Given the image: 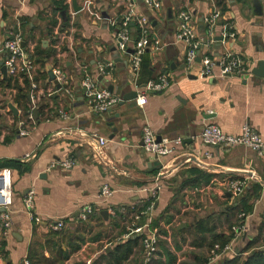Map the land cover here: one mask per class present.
I'll list each match as a JSON object with an SVG mask.
<instances>
[{"label":"crops","instance_id":"obj_1","mask_svg":"<svg viewBox=\"0 0 264 264\" xmlns=\"http://www.w3.org/2000/svg\"><path fill=\"white\" fill-rule=\"evenodd\" d=\"M72 1L66 0L67 12L62 11L69 18L65 28L62 12L53 13L52 0H0V64L4 65L9 55L3 49L5 41L11 33L19 34L35 69L32 80L26 74L13 78L24 87L26 76L30 86H37L34 103L30 98L32 86L27 100L17 102L18 92L8 81L12 76L6 78L0 65V163L14 160L22 165V171L11 167L13 225L11 236L4 240L5 256L0 255V264H30L29 256L34 262L52 259L58 246L70 249L64 236L68 234L73 241L81 226L87 228V241L65 264H110L108 256L117 253L119 244L134 246L124 264H145L142 240L135 243L151 233L159 236V245L149 264H222L230 259L244 264L253 253H263L264 156L245 147L222 150L205 146L200 134L210 123L232 135L240 134L248 124L264 141V78L252 74L246 79L221 78L216 69L215 77L203 79L199 73L204 56L217 61L219 55L231 53L245 59L251 70L264 60V0L259 9H255L253 0H171L172 20H168L166 0H160L163 9L156 15L145 9L143 0H135L138 11L151 18L152 27L151 43L137 79L127 55L118 48L124 0H77L82 7L78 13ZM215 10L220 17L210 27L207 20ZM185 11L192 15L197 39L209 42V47L198 52L192 67L185 63L188 47L176 41L179 16ZM227 26L236 33L235 40L223 37ZM131 30L135 37L136 30ZM64 33L72 37V44ZM216 38L222 39L221 47ZM59 43L61 56L56 48ZM49 50L55 55L40 68V53ZM52 67L65 73L69 92L57 91L50 81ZM103 67L107 69L105 74ZM86 74L99 88L114 86L118 99L120 92L136 91V85L142 87L163 74L169 76L171 86L164 93L151 95L142 108L136 104L116 106L109 114L97 117L83 89ZM25 107L30 108L32 120L21 119ZM63 113L68 119L62 117ZM145 127L156 137L172 142L180 139L182 143L175 146L171 156L159 161L143 148ZM21 129L28 132L26 136L19 134ZM81 131L89 138H107V146L96 149L92 139H85ZM70 157L76 160L74 168H51ZM160 163L163 168L158 170ZM200 173L211 177L206 179ZM228 179L246 180L242 196H233L227 188ZM105 184L114 192L107 201L100 197ZM253 187L257 193L253 194ZM30 190L36 194L34 212L43 221L40 225L25 210ZM248 195L252 210L239 212L241 200ZM148 202H152L150 212L141 225H137L139 215L115 222L118 210L125 213ZM86 205H93L103 220L92 216L80 222L77 215ZM109 209L115 210L116 216ZM103 211H108L107 218ZM164 212L167 221L171 220L161 224L166 236L151 226ZM60 219L66 226L56 233L49 224ZM231 219L239 220L235 226L245 224V231L230 241L231 253L215 260L213 250L203 241L209 242L212 234L228 237ZM198 225L202 228L197 229ZM212 226L218 228L208 231ZM99 236L100 241H93Z\"/></svg>","mask_w":264,"mask_h":264},{"label":"built area","instance_id":"obj_2","mask_svg":"<svg viewBox=\"0 0 264 264\" xmlns=\"http://www.w3.org/2000/svg\"><path fill=\"white\" fill-rule=\"evenodd\" d=\"M144 7L152 14L156 15L163 9V3L160 0H143ZM124 15L119 21L117 41L118 48L127 55L129 59V66L131 67L132 74L134 78L137 79L141 71V64L143 56L146 54L150 43H151V18L147 15L138 11L136 7L135 0H124ZM220 17V12L215 10L211 17L207 20L210 27H214L216 22ZM135 25L139 30V37L136 38L133 35L131 26ZM178 32L176 35V41L184 43L187 49L185 63L188 67H192L194 62L198 57V52L204 47H209L208 41H200L197 39L196 30L192 24V15L190 12L185 11L179 16ZM63 36L70 41L72 44V37H68L67 33ZM223 37L230 40H235L236 33L233 31L232 27H224ZM61 43L56 45L57 50H59V55L61 56ZM4 51H8L9 55L7 60L4 62V66L8 69V74L12 77L18 75H27L32 80V75L34 72L33 62L30 59L27 51L24 50L23 38L19 34L11 33L7 38L3 46ZM132 52L129 54L128 51ZM201 70L199 75L205 79L209 77H215L216 69L220 70L219 77H236L238 79H246L247 74H252V70L249 68V63L242 57L235 56L231 53L222 55L217 61L212 59L210 56H204L200 62ZM251 67V66H250ZM53 69V74L56 77V81L59 85H67V79L65 73L60 69ZM107 71L106 67H103L102 74ZM135 84V82H134ZM83 89L85 90V95L87 96L88 103H90L93 111L95 113H101L107 110L109 107L115 105L119 100L118 97L111 93L107 88H99L96 81L88 74H86L82 81ZM32 86V93L30 95L31 102L34 103L33 91L37 88L34 84ZM69 86V85H67ZM171 83L169 81V76L163 74L159 76L156 80H151L147 82L144 86L140 87L136 85L137 97L135 102L139 107H144L148 103V99L153 94L164 93L169 90ZM61 89V90H62ZM57 90V91H61ZM64 92H69V89H65ZM62 117L68 119V115L63 113ZM29 119L32 120V114H30ZM24 124H21V127ZM28 132L21 129L19 134L21 136H26ZM85 139H92L95 144L96 149L105 148L108 144L107 138L103 136H91L89 138L83 131L80 132ZM201 143L205 146H213L220 148L222 150L229 149L231 147H245L259 155L264 156V141L262 137L255 132V130L248 124L242 127L241 133L238 135L227 134L223 132L220 127L214 123L207 124L206 127L200 134ZM143 148L145 152L152 157L161 161L162 159L171 156L174 152L175 146L180 145L182 142L180 139L172 142L171 140L163 139L161 142L158 141V137L151 131L150 128L145 127L143 129ZM206 156H210L207 152ZM76 166V160L73 158H68L66 160L56 162L52 164L51 168L59 169H72ZM14 172L10 168H4L0 170V241L5 240L11 236L12 225H13V212H11V207L14 203ZM162 174V173H161ZM227 188L233 194L234 197H240L245 191L247 182L243 180H232L228 179L226 182ZM113 190L108 186L104 185L100 189V197L107 201L113 196ZM36 194L34 190L28 191V196L25 199V210L30 214L33 221L40 225L42 224V219L34 212ZM111 215L116 216V211L109 209ZM97 212L93 205L83 206L80 214V222H87L90 218ZM243 217V215L241 216ZM66 223L63 220H54L49 224L50 229L54 232L63 231ZM246 225L239 224L232 228L234 239L241 236L245 231ZM233 239V240H234ZM159 236L156 233H151L144 238V253L143 259L145 264L150 263V260L155 256L158 250ZM232 252L231 244H228L224 249L220 246H216L213 250L214 259H220L226 257Z\"/></svg>","mask_w":264,"mask_h":264},{"label":"trees","instance_id":"obj_3","mask_svg":"<svg viewBox=\"0 0 264 264\" xmlns=\"http://www.w3.org/2000/svg\"><path fill=\"white\" fill-rule=\"evenodd\" d=\"M65 1L66 0H52V10H53L54 14L60 15L62 11L67 12L68 6H67V4H65ZM68 26H69V18L67 17V19L64 20L63 27L67 28ZM132 27L136 30L135 37L138 38L139 37L138 28L134 24L131 26V28ZM13 30L16 31V28H14ZM15 34H17V33H15ZM54 55H55V51H53V50L41 52L40 53L41 58H39L37 61L38 66H40V68H43V65L45 64V62ZM45 76H46V74H44V77ZM44 77H43V79H44ZM23 78H24V87L20 86L18 84V81L16 79H14L13 77H11V79L8 80L9 85L15 87V89L18 92L17 96H16L17 102H19L20 100L26 101L28 94L30 93V90H31V86H30V82H29L28 77L25 76ZM30 111H31L30 108L25 107L21 119H23V118L27 119L28 118V120H29V116L31 114ZM9 141H11L10 137L6 139L7 143H9ZM11 167L22 171V165L19 161L10 160V161H3L0 163V170L4 169V168L10 169ZM193 172L199 173L198 171H193ZM200 175L206 177V179L211 177L209 175H205L204 173H200ZM255 187L257 188V190H259V186H255ZM256 188L253 187V189H252L253 194L257 193ZM249 196L250 195L244 197L241 200L242 202L239 205V207H240L239 212H241V210H244L245 212H250L252 210L253 206L248 204ZM151 204H152V202H148L142 207H136L135 209H130V210L126 209L125 213L118 210L117 216H116L117 219H115V222L118 223L123 218L128 220V218L131 217L132 215L134 216L133 217V219H134L136 215H139L140 218L137 221V225H141L147 219L146 215L148 212H150L149 208H150ZM165 214L166 213L164 212L162 215H160L159 218L154 220V222L151 225V226H153L152 227L153 230H156L158 234L164 235V236L167 235V231L165 228H163V226L161 224L167 217V215L165 216ZM167 214H168V212H167ZM93 217L95 219H98L99 221L103 220L101 214H99V213L94 214ZM170 221L171 220L167 221V219H166L164 222L168 224V223H170ZM238 221L239 220H237V222L236 221L234 222L231 219L230 222L228 223V225L231 229V234L228 237L227 236L222 237V235H220V234H212V237L209 240V242L203 241V243L208 245L210 251L214 250V248L216 246H220L221 249H224L230 243V241L234 239V234H233L232 228L238 223ZM201 228H202V225H198L197 229H201ZM217 228H218V226H212L208 231L214 232V230ZM86 230H87V228L84 226H81V228L78 227L77 228V234L79 236H78V238H74L73 241L70 240L71 236H69L68 234H65L64 240H66V244L68 246H70V249L64 250L63 247L58 246L55 249L56 254L53 256L52 259H50V258H48V259L47 258H39L35 262L32 260V257L29 256L30 264H65L66 260L74 252L79 251L83 247V244L86 243V241H87V239L85 238ZM59 233L57 234V236L62 235ZM144 238L145 237H142V236L137 238V242L135 243V245H137V243L140 241L139 239L142 240V245H143ZM100 240H101L100 236L93 239V241H100ZM4 243H5L4 240L0 241V255L1 256H5ZM142 251L144 253V245H143ZM133 252H134V246L133 245H131V244H127V245L119 244V246L117 247V253L115 255L110 254L108 256L109 263L110 264H124V262L126 260H128V258H130V256L133 254ZM222 264H241V263L238 262L237 260L230 259V260H227V262H224ZM244 264H264V252L262 253V252L258 251L256 253H253L245 261Z\"/></svg>","mask_w":264,"mask_h":264},{"label":"water","instance_id":"obj_4","mask_svg":"<svg viewBox=\"0 0 264 264\" xmlns=\"http://www.w3.org/2000/svg\"><path fill=\"white\" fill-rule=\"evenodd\" d=\"M253 4H254L255 9L261 8V0H253ZM72 7H73V10H74L75 13H78L82 9V7H80L77 4V0H73L72 1ZM166 10L168 11V20H172L173 19V13H172L171 7L167 5ZM62 14H63L64 18L67 19V14L65 12H62ZM260 14H262L261 11H260ZM215 42H216L217 46L221 47V44H222V39L221 38H216ZM131 52H132L131 50L128 51L129 54ZM222 55H219V57H222ZM0 65L2 66L4 76L7 78L8 69H6V67L3 64H0ZM48 75H49L50 81L53 82V84H54V86H56L57 90H61L62 86L59 85V83L56 81V77L54 76L52 69L49 71ZM252 75L254 77H256V78H258V77L264 78V60L258 61L257 67L252 70ZM102 79H103V75L99 77V80H102ZM67 88H68V86L64 85L63 89L60 92L62 93V91H65V89H67ZM108 90L111 93L114 94L115 87L114 86H109ZM84 92H85V90H84ZM119 96H120L119 100L117 101V103L115 105L109 107L104 112L95 113L96 116L98 117L99 115H103L104 116L106 114H109L111 111H113L114 108H116V106L131 105V106L134 107L135 104L137 105V102H135V99L137 97V92L135 90H133L132 92H129L127 94H124V93L120 92ZM11 107H12V110L17 114V109L13 105ZM33 114H34V120H36L37 119V112L34 111ZM116 117H119V115H116ZM111 139H114V138L111 136ZM162 140H163L162 137H158V141L159 142H161ZM185 141H187V140H185ZM162 168H163V166L160 163V165L158 167V170H161ZM102 215L105 218H107L109 216V213H108V211H103ZM77 217H79V215H77ZM263 250H264V248H263Z\"/></svg>","mask_w":264,"mask_h":264},{"label":"rangeland","instance_id":"obj_5","mask_svg":"<svg viewBox=\"0 0 264 264\" xmlns=\"http://www.w3.org/2000/svg\"><path fill=\"white\" fill-rule=\"evenodd\" d=\"M171 4H172V3H171V0H166V1L164 2V6H165V7H167V5H168V6H171Z\"/></svg>","mask_w":264,"mask_h":264}]
</instances>
